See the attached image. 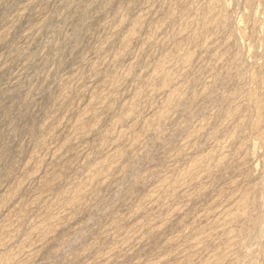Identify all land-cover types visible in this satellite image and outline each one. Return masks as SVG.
<instances>
[{
  "label": "rangeland",
  "instance_id": "374dc122",
  "mask_svg": "<svg viewBox=\"0 0 264 264\" xmlns=\"http://www.w3.org/2000/svg\"><path fill=\"white\" fill-rule=\"evenodd\" d=\"M0 264H264V0H0Z\"/></svg>",
  "mask_w": 264,
  "mask_h": 264
},
{
  "label": "bare ground",
  "instance_id": "6f19581e",
  "mask_svg": "<svg viewBox=\"0 0 264 264\" xmlns=\"http://www.w3.org/2000/svg\"><path fill=\"white\" fill-rule=\"evenodd\" d=\"M216 0H212V3H214ZM217 1H221L222 3H227V0H217ZM249 19L250 20H252V22L254 21V17L252 18V17H249L248 18V21H249ZM218 20V19H217ZM222 20H225V18H223ZM243 20H241V19H238V21H237V26H238V29L239 30H242L243 28H244V24H243V22H242ZM140 26V23L139 22H135L132 26H131V28H130V31L131 32H134L138 27ZM245 29V28H244ZM169 78H170V75L169 74H166V75H164L162 78H161V85L163 86V85H166V83L168 82V80H169ZM256 117H257V119H259V117H260V115H259V111H258V108H257V114H256ZM52 176V178L53 179H57V178H59V173L58 172H54V173H52L51 174ZM245 199H246V195H244V197H243V201H245Z\"/></svg>",
  "mask_w": 264,
  "mask_h": 264
}]
</instances>
